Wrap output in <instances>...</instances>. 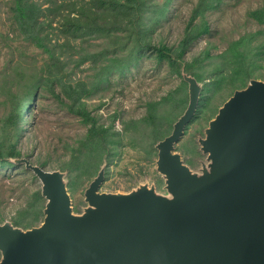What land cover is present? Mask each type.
Listing matches in <instances>:
<instances>
[{
    "label": "rangeland",
    "instance_id": "rangeland-1",
    "mask_svg": "<svg viewBox=\"0 0 264 264\" xmlns=\"http://www.w3.org/2000/svg\"><path fill=\"white\" fill-rule=\"evenodd\" d=\"M35 1H43V7L51 4L49 0ZM152 1L161 4L162 9L160 7L158 11V5H152L147 16L151 19V44L177 46L198 0H169L168 5L165 0ZM11 2L0 0V118L18 110L21 133L19 139H13L17 142L18 156L7 159L10 166H0V224L6 221L13 224L21 216L25 219L33 209L34 195L38 193L42 198L40 181L26 169L24 160L37 166L38 162H46L42 166L44 170L63 172L73 212L81 214L87 207L84 191L96 174L87 175L83 166L92 162L94 154H81L77 157V164L72 161V156L78 155L77 152L73 155V151L84 139L87 126L79 116L70 114L64 107L67 102L65 92L70 87L86 88L81 101L88 110L99 107L92 114L96 115L99 124H112L113 139H118L114 160L101 162V167H105L104 181L98 191L128 193L146 184L157 194L167 196L164 179L156 169L155 145L159 141L145 139L142 145L137 139L130 138L132 133L134 137L138 135L137 131L144 126L148 103L166 104L169 93L175 91L174 100L180 93L186 97L185 110L188 85L183 78H193L192 73H197L198 85H201L199 98L205 97L206 100L198 107L199 115L195 121L184 128L174 151L180 154L192 172L200 173L202 166H207L209 161L200 150L198 141L205 137L209 121L235 90L245 88L251 79L264 81V52L260 56L257 50L263 45V26L249 16V12L264 6V0H214V5L207 7L198 18L199 23H207L208 33L192 43L179 59V76L166 63H157L151 49L136 46L132 50L136 54L132 57L134 62L118 68L124 72L111 70L109 73L108 69V74L103 75V69H117L113 59L126 58L134 47L110 46V41L98 36L72 38L66 35L61 26L62 19L56 13L49 16L52 21L47 32L51 43L60 44L62 48H49L51 54H45L24 41L14 27ZM63 2L69 4L72 1L53 0L51 5ZM242 52L245 55L239 56ZM250 52L256 55L250 58ZM193 60L198 62L188 72L184 66ZM96 73L98 76L94 78ZM204 83L208 92L204 91ZM27 95L30 111L25 115L22 99ZM157 111L163 112L160 107ZM173 124L172 121L169 127V124L161 123L157 125L158 131L165 133L166 137ZM69 162H72L71 168L59 167V164L69 166ZM43 217L42 211V215L33 221V227L38 226Z\"/></svg>",
    "mask_w": 264,
    "mask_h": 264
},
{
    "label": "water",
    "instance_id": "water-1",
    "mask_svg": "<svg viewBox=\"0 0 264 264\" xmlns=\"http://www.w3.org/2000/svg\"><path fill=\"white\" fill-rule=\"evenodd\" d=\"M183 80L186 109L155 145L168 195L146 184L99 192L101 167L75 214L64 173L24 160L40 181L44 217L28 229L0 224V264H264V81L249 80L218 109L198 141L209 163L195 173L174 151L200 91Z\"/></svg>",
    "mask_w": 264,
    "mask_h": 264
},
{
    "label": "trees",
    "instance_id": "trees-1",
    "mask_svg": "<svg viewBox=\"0 0 264 264\" xmlns=\"http://www.w3.org/2000/svg\"><path fill=\"white\" fill-rule=\"evenodd\" d=\"M71 3L63 2L60 5L52 6L53 0H49L50 6L43 7V1L35 0H12L10 4V13L12 22L23 40L28 42L34 48L42 50L43 53L51 54L49 48H62L60 44H52L47 27L51 23L49 16L56 13L62 19L61 26L64 27L66 35L72 38H83L87 36H98L110 41V46H119L123 49L132 45L130 53H127L126 58L113 59L117 65V69H103V75L108 74L106 70H117L118 73L124 70L118 69L124 63H133V56L136 47H146L153 51L154 58L157 63H166L171 71L179 76V59L183 58L184 53L189 49V46L194 43L200 36L208 33V25L205 21L198 22V18L204 13L207 7L214 5V0H198L197 5L191 11V15L184 29V34L177 46H167L163 43L157 45L151 44L149 35L150 18H147L152 11V5H158V11L161 4H153L152 0H71ZM169 0H165V5H168ZM52 6V7H51ZM162 9V7H161ZM73 13V15H71ZM249 16L263 26L261 31L264 37V6L261 9H256L249 12ZM45 18L43 21L41 18ZM69 47V45H68ZM257 48V46H255ZM258 54L261 56L264 52V40L261 48H257ZM245 55L242 52L239 56ZM256 54L250 52L248 57L253 58ZM53 55H51L52 57ZM183 62V61H182ZM197 60L185 64V70H190L195 67ZM242 66V65H241ZM107 67V66H106ZM105 68V67H104ZM58 70L60 67H58ZM100 73V71H99ZM196 82L200 81L197 73H192ZM98 74L96 73L94 78ZM193 77V78H194ZM199 84V83H198ZM185 87V82H182ZM201 87V85H200ZM246 87V86H245ZM242 87L241 89H243ZM235 89H238L236 86ZM240 89V88H239ZM54 97L58 99V95L52 91ZM65 91V90H64ZM204 91L208 92V86L204 83ZM180 92V90H179ZM175 91L169 93V102H149L147 105V114L143 117L144 126L139 129L138 135H130L131 139H137L143 145L145 139L152 142L160 141L165 137V133L158 131L157 125L161 123L172 125L180 115L184 112L186 105V97L179 94L177 100H174ZM67 102L64 107L70 114L79 116L83 125L87 126L84 139L80 142L77 150L73 151V155L77 152V156H72L73 163H78V158L81 154H94L92 162L83 166V170L87 175L98 173L101 168V162L105 160L107 163L114 160L116 156V142L118 139H113L114 132L112 124L105 126L99 124L96 115L92 112L99 107L87 109L85 102L81 101V97L86 95V88L83 86L77 88L70 87L67 92ZM172 96V98H171ZM205 97H200L194 116L186 125L185 129L195 121L199 115L198 107H201ZM24 104L25 115L30 111L28 105L29 96L22 99ZM157 107H160L163 112H158ZM114 120V117L113 119ZM112 122V121H111ZM150 125V127H149ZM19 113L18 110L10 111L5 118H0V166H10L8 158L18 156L16 149L17 142H14V137L20 138ZM180 141V140H179ZM120 143V142H119ZM151 155V152L149 156ZM39 166H45L46 162H38ZM61 168H71L72 162L68 165L59 164ZM105 168V167H104ZM94 176V178L96 177ZM93 180V179H92ZM91 180V181H92ZM67 185V183H66ZM67 187V186H66ZM44 198L38 193L34 195L33 209L30 214L25 215V219L21 216L20 219L13 222V226L22 229L33 227V221L42 215ZM29 219V220H28Z\"/></svg>",
    "mask_w": 264,
    "mask_h": 264
},
{
    "label": "bare ground",
    "instance_id": "bare-ground-1",
    "mask_svg": "<svg viewBox=\"0 0 264 264\" xmlns=\"http://www.w3.org/2000/svg\"><path fill=\"white\" fill-rule=\"evenodd\" d=\"M179 142V141H178Z\"/></svg>",
    "mask_w": 264,
    "mask_h": 264
}]
</instances>
